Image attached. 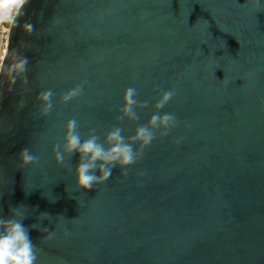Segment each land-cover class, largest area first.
Segmentation results:
<instances>
[{
	"label": "water",
	"instance_id": "obj_1",
	"mask_svg": "<svg viewBox=\"0 0 264 264\" xmlns=\"http://www.w3.org/2000/svg\"><path fill=\"white\" fill-rule=\"evenodd\" d=\"M245 3L30 0L20 24L33 34L10 28L0 62L11 49L28 59L27 83L8 93L0 81V215L18 208L25 226L38 224L37 264H264V11ZM78 84L81 95L62 105ZM129 87L149 106L120 125L125 137L169 90L161 115L180 125L127 177L117 167L79 189V156L58 167L53 146L73 117L82 136L94 128L103 140ZM49 89L54 110L41 118L36 97ZM25 147L40 159L21 170Z\"/></svg>",
	"mask_w": 264,
	"mask_h": 264
},
{
	"label": "clouds",
	"instance_id": "obj_2",
	"mask_svg": "<svg viewBox=\"0 0 264 264\" xmlns=\"http://www.w3.org/2000/svg\"><path fill=\"white\" fill-rule=\"evenodd\" d=\"M30 0H17L10 8H0V25H8L11 29L21 28L26 35H32L34 26L20 20L26 14L25 8ZM241 8H248L254 12L264 11V3L261 0H246ZM28 59L19 50L11 49V58L5 65H0V81H6L7 92L12 93L18 82L27 83ZM84 84H78L60 98L62 105H67L76 100L82 93ZM5 95L0 85V99ZM52 90L40 92L37 102L42 105L39 110L41 118H48L54 110L52 103ZM137 89L129 87L123 97V106L119 109L120 115L113 126L104 136L103 140L97 135L96 129H90L86 137L82 136L79 122L75 117L68 120L65 126L63 143L53 146V156L58 167L65 166L66 159L75 155L79 156V163L75 169L77 186L82 190H92L96 186L105 184L112 176L115 168L120 169V174L128 176V170L138 164L144 157L145 150L159 138L168 137L170 133L179 127L180 122L175 114L161 111L175 97L173 90L165 91L154 105V114L147 124H138L135 134L124 136V128L120 125L125 121L137 123L139 120L138 109H147L149 101L140 102ZM19 107H24L21 104ZM11 130V129H9ZM179 143V141H176ZM39 157L34 155L30 148L21 150L18 157V169L35 167L39 164ZM99 173V174H97ZM143 175V173H141ZM41 217H49L42 213ZM26 216L22 215L18 208H9L7 216L0 215V264H37L40 250L30 238V229H38V224L25 226ZM44 232L43 242H51L55 236L54 231L47 228Z\"/></svg>",
	"mask_w": 264,
	"mask_h": 264
},
{
	"label": "built area",
	"instance_id": "obj_3",
	"mask_svg": "<svg viewBox=\"0 0 264 264\" xmlns=\"http://www.w3.org/2000/svg\"><path fill=\"white\" fill-rule=\"evenodd\" d=\"M9 33H10V26L0 25V51L1 49H3V57L6 52ZM3 57L0 59V62L2 61Z\"/></svg>",
	"mask_w": 264,
	"mask_h": 264
},
{
	"label": "snow or ice",
	"instance_id": "obj_4",
	"mask_svg": "<svg viewBox=\"0 0 264 264\" xmlns=\"http://www.w3.org/2000/svg\"><path fill=\"white\" fill-rule=\"evenodd\" d=\"M17 0H0V8L10 9Z\"/></svg>",
	"mask_w": 264,
	"mask_h": 264
},
{
	"label": "rangeland",
	"instance_id": "obj_5",
	"mask_svg": "<svg viewBox=\"0 0 264 264\" xmlns=\"http://www.w3.org/2000/svg\"><path fill=\"white\" fill-rule=\"evenodd\" d=\"M3 57V49L0 51V59Z\"/></svg>",
	"mask_w": 264,
	"mask_h": 264
}]
</instances>
